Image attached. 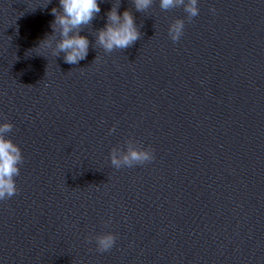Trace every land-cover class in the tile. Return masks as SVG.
<instances>
[{"label":"water","instance_id":"1","mask_svg":"<svg viewBox=\"0 0 264 264\" xmlns=\"http://www.w3.org/2000/svg\"><path fill=\"white\" fill-rule=\"evenodd\" d=\"M190 3L100 0L70 64L60 0H0V123L22 156L0 264H264V0ZM114 8L140 36L109 51ZM129 147L154 159L118 167Z\"/></svg>","mask_w":264,"mask_h":264},{"label":"clouds","instance_id":"2","mask_svg":"<svg viewBox=\"0 0 264 264\" xmlns=\"http://www.w3.org/2000/svg\"><path fill=\"white\" fill-rule=\"evenodd\" d=\"M178 0H161V6L169 8ZM150 0H136L138 9L146 8ZM60 6L63 9L61 13H57V9H53L56 16L55 26H59L62 40L58 43L59 51L66 53L65 61L70 64L78 63L84 59L88 52L89 41L86 36L79 33L81 25L88 24L96 13L100 12V0H60ZM187 11L195 16L198 14L197 0H191L187 5ZM110 23L100 30L99 43L106 50L113 48H127L133 44L140 36L136 27L134 18L129 11L119 14L116 9H112L108 13ZM183 23L177 21L171 28L173 39L176 40L182 34ZM10 123H0V200H4L13 196L18 189L15 186L13 177L18 175V164L22 156L17 145L7 139L3 134L11 129ZM117 152L113 151V163L118 167L123 162L131 164L132 162H148L154 159V152L148 149H137L129 147L127 153L117 158ZM116 234L109 232L98 237L99 251L104 252L111 249L116 243Z\"/></svg>","mask_w":264,"mask_h":264}]
</instances>
